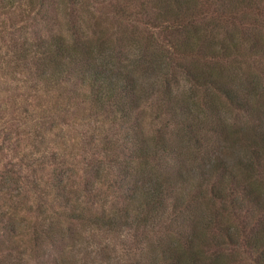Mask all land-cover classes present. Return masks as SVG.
Returning <instances> with one entry per match:
<instances>
[{
  "label": "trees",
  "instance_id": "16d2710c",
  "mask_svg": "<svg viewBox=\"0 0 264 264\" xmlns=\"http://www.w3.org/2000/svg\"><path fill=\"white\" fill-rule=\"evenodd\" d=\"M110 1L0 0V68L22 74L0 87V133L25 134L0 181L30 185L13 210L0 205V261L24 264L26 242L50 245L53 264H87L68 246L83 224L132 229L133 264H264V0ZM104 15L123 28L108 35ZM148 101L161 113L150 131ZM89 118L100 123L82 131L78 168L61 130ZM50 163L48 188L35 174ZM73 168L83 191L68 185ZM106 180L115 198L98 210Z\"/></svg>",
  "mask_w": 264,
  "mask_h": 264
},
{
  "label": "rangeland",
  "instance_id": "374dc122",
  "mask_svg": "<svg viewBox=\"0 0 264 264\" xmlns=\"http://www.w3.org/2000/svg\"><path fill=\"white\" fill-rule=\"evenodd\" d=\"M118 1V3H122L121 0H112L110 3H114ZM126 4L129 5L130 9H138L140 6L145 5H151L153 4V1L151 0H126L124 1ZM203 2V1H202ZM91 4L97 5L96 3L90 1ZM28 10L29 13H31V6L30 5H21L19 7H14L11 12L12 15H17L20 11ZM106 11V10H105ZM138 11V10H137ZM146 14H149V10H144ZM112 15V14H110ZM37 23L41 24L42 21H40L39 17H37ZM63 21H66V19H63ZM101 24L100 28H104L105 32L110 35L112 32H116L118 28L122 29L123 24H120L118 20H114L111 16L108 17L104 15V17H101ZM128 29H130V26H127ZM130 32V31H129ZM133 32V31H132ZM137 32V31H136ZM143 32V31H142ZM138 36V34L136 35ZM1 41V40H0ZM1 45V42H0ZM1 68H0V87L10 88L12 89L13 85L17 82L18 76H21L22 74H17L15 71H13V68L8 66L6 62H1ZM13 76H16L13 78ZM175 77V79L173 78ZM180 74L172 75L171 80L172 83L175 86L180 87H190L189 81L185 80L184 78H179ZM261 83H263L261 86L264 88V76H261ZM254 78H252L253 80ZM251 80V79H250ZM248 80V81H250ZM159 86V83H158ZM5 92L0 91V100L5 99L6 97ZM8 100V99H7ZM150 100V99H149ZM152 100H155L154 98ZM5 101V100H4ZM9 101V100H8ZM145 109V121L146 126L148 128V131L152 130L154 125H158L160 121L159 116H161L160 110L157 108L156 103L154 102H147L146 104L142 105ZM158 116V118H156ZM150 120V121H149ZM86 121H88L89 125L86 124ZM90 121V122H89ZM148 121V124H147ZM79 122L77 121V125L75 127L71 128H64L61 130V132L64 134L65 138H68L70 140H77L76 144L77 146L73 149L72 145H67L65 147V151L68 152L71 149L75 150L76 157L75 159H72L73 161L79 162L78 165H76L78 168H80L83 165L82 161H79L81 158L80 153V146L82 144L83 139L85 138L84 134L82 135V131H85L86 134H90V139L93 136H96V128L99 125L100 122L98 120H95L94 118H89V120L83 121V125H79ZM10 136L8 139H3L5 136L3 133H0V142L4 145L5 151L4 154H0V173L2 171V166L6 167L13 165L15 162H19V157L21 155V148L18 146V142H23L20 140L25 136V134L17 135L15 133L9 134ZM55 146L54 143H51L50 148H53ZM20 150V151H18ZM25 151H29V149L25 148ZM34 157H37L35 153H33ZM69 155H66V157ZM71 157V156H70ZM71 160V159H69ZM14 162V163H13ZM69 165L71 163H68ZM55 163L45 164L44 168H37L35 177L37 178V181H40L43 185H46L49 188V184L52 180V171L55 168ZM15 167H18L17 164H14ZM84 167V166H83ZM68 173V174H67ZM65 176V178L68 179L69 182L68 185H72L76 190V192L83 191L84 189H81V187H84V181L82 173L79 172L77 168H73L71 171H68ZM85 177H88L87 173H84ZM40 178V179H38ZM3 183L4 181L1 179L0 181ZM27 181L23 180L24 184H17L13 181H8L4 183H7L5 185H0V205L1 209L8 208V210H13L11 207V204L13 203L16 198L20 199L23 197V194L21 192H25L29 189L30 185L26 183ZM108 180H106L105 186H99L95 185L97 188H102L98 191V194L96 197H94L95 204L97 206V209L99 210L104 205L106 208L111 205L113 198H115V194L112 193L113 189L115 188L114 185H109ZM16 186H19L17 188ZM102 190H105L108 195L104 197L105 193H103ZM96 191V190H95ZM19 195H16L18 194ZM113 194V195H112ZM82 198V197H81ZM47 199V198H46ZM78 233L76 234L77 239L75 240L73 245H68L70 248H72V253L78 261L81 260H87V264H133V252L135 251L134 248L136 247V240L139 237L134 236V231L132 229L124 228L119 231H104V229L99 230L94 227H88L84 226L83 224L78 225ZM24 238L26 239V234L24 233ZM24 242L21 246L23 248L26 247V253H25V263L24 264H53V259L51 257H55L56 252L51 248L50 245L46 246L45 249L38 251H31L29 247H27ZM45 253L44 255H38L39 253ZM49 254H47V253ZM132 256V257H131ZM0 264H6L2 263L0 261Z\"/></svg>",
  "mask_w": 264,
  "mask_h": 264
}]
</instances>
